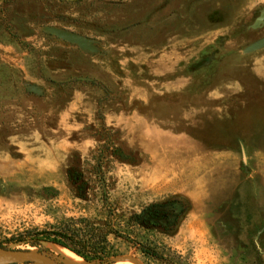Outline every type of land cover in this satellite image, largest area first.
Here are the masks:
<instances>
[{
  "label": "rangeland",
  "instance_id": "374dc122",
  "mask_svg": "<svg viewBox=\"0 0 264 264\" xmlns=\"http://www.w3.org/2000/svg\"><path fill=\"white\" fill-rule=\"evenodd\" d=\"M263 39L264 0H0V249L135 221L165 260L111 264H264Z\"/></svg>",
  "mask_w": 264,
  "mask_h": 264
},
{
  "label": "trees",
  "instance_id": "16d2710c",
  "mask_svg": "<svg viewBox=\"0 0 264 264\" xmlns=\"http://www.w3.org/2000/svg\"><path fill=\"white\" fill-rule=\"evenodd\" d=\"M100 181H103L99 178ZM84 226L77 229L71 224L59 227H51L44 230L29 231L26 236L33 238L37 247L42 242H49L62 247L87 262H98L100 264H111L114 248L110 237L121 239L135 247L145 257L155 260H165L163 254L149 242H142L136 238L138 222H121L118 225L107 220L103 225H95L88 221L81 222ZM29 264V263H26Z\"/></svg>",
  "mask_w": 264,
  "mask_h": 264
},
{
  "label": "water",
  "instance_id": "95a60500",
  "mask_svg": "<svg viewBox=\"0 0 264 264\" xmlns=\"http://www.w3.org/2000/svg\"><path fill=\"white\" fill-rule=\"evenodd\" d=\"M263 47H264V39L250 46L248 48V51H255ZM0 257L14 258L16 260H22L27 263L41 260L42 262L47 264H59L57 261H55L50 257L41 256L31 251H17V250L15 251V250L0 249Z\"/></svg>",
  "mask_w": 264,
  "mask_h": 264
},
{
  "label": "bare ground",
  "instance_id": "6f19581e",
  "mask_svg": "<svg viewBox=\"0 0 264 264\" xmlns=\"http://www.w3.org/2000/svg\"><path fill=\"white\" fill-rule=\"evenodd\" d=\"M51 250L55 252V254L59 255L63 259V263L65 264H81V259L78 258L73 253L67 251L64 248H61L56 245H49ZM7 259H11L9 257H0V264H4ZM62 262V261H61ZM83 262V261H82Z\"/></svg>",
  "mask_w": 264,
  "mask_h": 264
},
{
  "label": "crops",
  "instance_id": "0c3cea01",
  "mask_svg": "<svg viewBox=\"0 0 264 264\" xmlns=\"http://www.w3.org/2000/svg\"><path fill=\"white\" fill-rule=\"evenodd\" d=\"M179 82H181V83H182V82L187 83L186 79L178 78V77H177V78L175 79V82H174V83H171V84H169V85H166L167 88H168L167 91H170L169 89L172 87V84H177V83H179ZM185 86H186V85H185ZM186 89H187V87H186ZM186 89H185V92L187 91ZM178 92H179V93H183V92H180V91H178ZM185 92H184V93H185ZM169 94H171V93H169Z\"/></svg>",
  "mask_w": 264,
  "mask_h": 264
}]
</instances>
